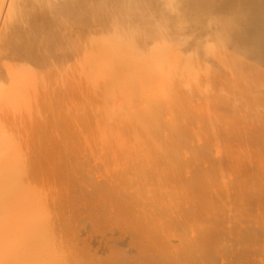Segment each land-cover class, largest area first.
<instances>
[{
	"label": "bare ground",
	"instance_id": "bare-ground-1",
	"mask_svg": "<svg viewBox=\"0 0 264 264\" xmlns=\"http://www.w3.org/2000/svg\"><path fill=\"white\" fill-rule=\"evenodd\" d=\"M0 264H264V0H0Z\"/></svg>",
	"mask_w": 264,
	"mask_h": 264
}]
</instances>
